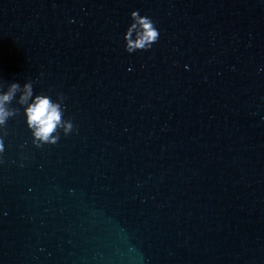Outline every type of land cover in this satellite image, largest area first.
<instances>
[{
  "label": "water",
  "instance_id": "95a60500",
  "mask_svg": "<svg viewBox=\"0 0 264 264\" xmlns=\"http://www.w3.org/2000/svg\"><path fill=\"white\" fill-rule=\"evenodd\" d=\"M132 9L160 36L130 54ZM262 66L264 0H0V78L74 123L8 121L0 264H264Z\"/></svg>",
  "mask_w": 264,
  "mask_h": 264
},
{
  "label": "clouds",
  "instance_id": "9594fccd",
  "mask_svg": "<svg viewBox=\"0 0 264 264\" xmlns=\"http://www.w3.org/2000/svg\"><path fill=\"white\" fill-rule=\"evenodd\" d=\"M159 36L156 22L149 15L141 14L139 9L129 12V23L122 33L123 48L127 53L152 48ZM260 70H264V66ZM65 99L59 91H36L32 79L21 83L0 78V153L5 149L6 125L17 115L22 114L31 143L36 147L55 144L61 135L71 133L74 123L65 115Z\"/></svg>",
  "mask_w": 264,
  "mask_h": 264
}]
</instances>
